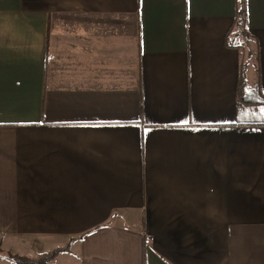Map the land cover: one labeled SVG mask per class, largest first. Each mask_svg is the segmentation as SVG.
I'll return each instance as SVG.
<instances>
[{
    "label": "crops",
    "instance_id": "obj_1",
    "mask_svg": "<svg viewBox=\"0 0 264 264\" xmlns=\"http://www.w3.org/2000/svg\"><path fill=\"white\" fill-rule=\"evenodd\" d=\"M241 1L0 0V264H264V102L237 97L242 59L264 94V0L254 62Z\"/></svg>",
    "mask_w": 264,
    "mask_h": 264
},
{
    "label": "trees",
    "instance_id": "obj_2",
    "mask_svg": "<svg viewBox=\"0 0 264 264\" xmlns=\"http://www.w3.org/2000/svg\"><path fill=\"white\" fill-rule=\"evenodd\" d=\"M247 22L246 1L243 0L238 5L234 21V29L236 33L244 38L242 43L238 45L243 49L249 45L251 40L254 39L248 30ZM255 58L258 61V53L256 54ZM247 66L248 63H245V60L243 61L242 59L241 76L237 89L238 104L240 107H242V109L246 108V106H253L255 103L254 101H258V105L264 102V94L261 91L260 83L257 82L253 87L247 85ZM63 251H68V247L56 248L50 252L43 253L35 257L12 253H7L6 257H8L14 264H48Z\"/></svg>",
    "mask_w": 264,
    "mask_h": 264
},
{
    "label": "rangeland",
    "instance_id": "obj_3",
    "mask_svg": "<svg viewBox=\"0 0 264 264\" xmlns=\"http://www.w3.org/2000/svg\"><path fill=\"white\" fill-rule=\"evenodd\" d=\"M241 40L243 41L244 38L242 37ZM243 50L246 51V52H249L248 55L251 56V60H253V62H254V60H255V56H256V54L258 53V47H257L256 40H255V39L251 40V41L249 42V45L246 46V47H244ZM250 56H249V60H248V61L250 62L249 64H250L251 66H253L254 63H253L252 61H250ZM247 85H248V84H247ZM254 118H255V119H259V118H261V116H260V115H255ZM4 253H5V252H4ZM31 257H35V256H31ZM6 258H7V257H6ZM8 259H9V258H8Z\"/></svg>",
    "mask_w": 264,
    "mask_h": 264
}]
</instances>
